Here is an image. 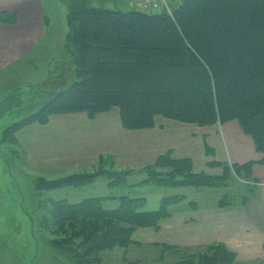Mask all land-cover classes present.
Returning a JSON list of instances; mask_svg holds the SVG:
<instances>
[{"label": "trees", "instance_id": "1", "mask_svg": "<svg viewBox=\"0 0 264 264\" xmlns=\"http://www.w3.org/2000/svg\"><path fill=\"white\" fill-rule=\"evenodd\" d=\"M66 2L74 78L9 124L0 135L1 143L18 142L20 129L47 124L55 114L86 112L95 117L117 107L122 125L130 130L154 127L157 116L198 126L238 120L256 150L264 152V0H183L171 12L157 13L114 10L91 5L90 0ZM16 17V12L4 11L0 21L15 22ZM8 100L1 101L0 114L18 104ZM206 145L207 153H214ZM101 161L96 171L39 177L36 189L41 193L81 186L104 174L123 177L143 170L147 177L139 185L216 187L228 184L234 175L250 182L255 163L213 160L209 165L221 166V174L196 172L193 159L175 157L173 149L139 170L115 168L112 156ZM258 162L264 163V158ZM184 198V194L165 196L156 210L144 209V196L128 194L120 197L116 208L105 207L107 197L102 196L78 202L53 200L39 226L50 231L53 245L67 251L74 264H101L103 251L132 244L137 227L158 226L172 214L171 205ZM231 203L221 199L219 205ZM16 218L5 217L6 236L20 235L13 228ZM33 240L36 244L34 232ZM235 256L216 242L199 261L174 264H234Z\"/></svg>", "mask_w": 264, "mask_h": 264}, {"label": "crops", "instance_id": "2", "mask_svg": "<svg viewBox=\"0 0 264 264\" xmlns=\"http://www.w3.org/2000/svg\"><path fill=\"white\" fill-rule=\"evenodd\" d=\"M112 1L115 4L124 3L131 7L150 9L144 8L141 0ZM168 1L170 4L168 11L171 12L179 0ZM35 3L36 1L30 0H0V14L4 11H14L17 14L15 22L0 21V85L4 84L13 89L24 86V91L27 92L25 98H29V104L39 103L40 106L44 98L48 99L53 95L64 86L65 81H72L74 74L71 70L70 75L69 73L66 75V65L63 62L59 66L49 67L46 64L47 61H40L44 59L42 57L48 56L43 49H38L42 48V38L46 37L43 35L45 32L43 25L47 23V15L41 13L40 9L33 5ZM38 56H41L39 60L36 59ZM50 88L53 92L48 93ZM13 89L10 92H13ZM1 96L6 98L10 94L5 92ZM113 108L95 117H90L86 112L52 115L47 124L33 123L23 127L17 132L18 142H7L5 145L8 146V152L12 150L11 146L23 147L31 160L32 142L24 133L28 126L40 124L49 127L58 116L79 114L80 120L91 122V124L96 123L97 130L91 133L89 138L90 133L86 132L83 138L78 135V139L67 140L66 148L61 150L62 155L59 153L57 162L55 161L59 165V170L78 169L73 172H79L94 169L98 164L100 165L101 158L104 156H112L117 169L139 170L140 168H136V165L144 163L142 161L145 160V151H158L157 147L165 143L167 146L159 154L173 149L175 157H190L193 159L196 172L203 170L210 174H221L223 171L221 166L209 165V162L213 160L229 163H245L254 160L252 180L256 182V185H260V189L264 188V163L258 162L264 158V152L256 150L252 136L243 131L238 120L224 124L198 126L172 119H159L160 117L157 116L154 127L130 130L122 125L119 110L117 113H112ZM138 130L147 131L141 135L134 133L135 136L130 133L139 132ZM176 138L180 139V144L184 142L187 147L177 148L178 146L168 141V139ZM134 140L145 142L142 145H135ZM77 141L79 143H74ZM206 144L214 149V153H207ZM69 153L72 155L68 156ZM159 154L153 158V162ZM184 195L187 196L186 193ZM261 197L264 204V189H261ZM185 199L188 198L171 205L172 214L162 219L158 227L137 228L133 234L135 241L133 244L171 243L177 247L191 248L213 242H225L238 253L241 259L240 264L264 263V222L259 220L257 214H255L256 217L253 216L249 207L247 208V203L234 202L220 206V200L217 204L203 207L194 200L183 203ZM261 207L264 211V205Z\"/></svg>", "mask_w": 264, "mask_h": 264}, {"label": "rangeland", "instance_id": "3", "mask_svg": "<svg viewBox=\"0 0 264 264\" xmlns=\"http://www.w3.org/2000/svg\"><path fill=\"white\" fill-rule=\"evenodd\" d=\"M30 1H36L33 5L40 9L41 13L43 12L47 15V23L43 25V30L45 31L43 35L46 37L45 39L42 38V48L38 49H43L45 51L44 53H47L48 56L42 57L44 59L40 61H47L48 63L46 64H48L49 67L55 65L59 66L63 62L66 65V75L68 73L70 75L71 70L75 73L74 54L67 44L68 6L66 0ZM182 1L183 0H179V2ZM179 2L177 1L175 4L178 5ZM90 4L114 10L126 11L137 9L149 13L161 12V9H141L138 7H131L124 3L115 4L112 0H90ZM40 57L41 56H38L36 59L39 60ZM8 75L10 76L11 74ZM25 82H27V80H25ZM65 84H68V80L64 82V85ZM2 85L4 84L0 85V96L5 92L10 94V96L12 93L14 94L16 92L17 95H14V98H6H9L8 102H13V104L16 99L18 104L0 114V135H2L3 130L9 124L31 113L39 106V103L29 104V98H25L27 92L24 91V86L23 88L18 87L13 89V87ZM12 89L14 91L10 92ZM51 92H53V89L50 88L48 93ZM6 98L1 96L0 100ZM46 100L45 97L44 102ZM1 103L2 102H0V110ZM2 107H4L3 110H5L8 106ZM117 111L118 108L115 107L112 113H117ZM78 115L79 114H65L58 116L55 118V122L49 127L40 124L28 126L24 133L32 142L31 160L23 147L11 146L12 150L8 152V146L5 145V142L1 143L0 140V264H18L16 262L17 260L19 264H26L27 262L30 264H74L67 251L53 245L50 231L45 227L39 226L41 220L49 214V208L53 200L67 199L71 202H78L85 198L102 196L107 197L104 203L105 207L116 208L121 204L120 197L128 194L131 196H144L146 198L144 209L156 210L161 206L163 197L186 193L188 199H185L183 203L194 200L203 207L217 204L221 199H227L238 203H243L245 200L247 208L249 207L248 209L254 214L253 216L257 214L259 220L264 222V211L261 207V205H264L261 197V189L264 188L261 187L260 189V185H256V182L252 180L248 182L249 179L245 178V176L238 175H234L226 185L216 187L186 186L179 188L155 184L139 185V183L147 177V173L143 170L132 172L128 176L123 177L120 175L115 177L104 174L92 182L81 186H65L39 193L36 189V182L39 177L56 179L78 170L69 169L70 171H62L58 169V163H55V161L57 162L58 154L60 153V155H62L61 150L66 148L65 144L67 140L71 138L78 139V135L83 138L86 132L90 133L88 135L89 138L91 133L97 130L98 126L95 125L96 123L91 124V122L80 120ZM158 117H160L159 119H167L162 116ZM138 131L139 132L130 133L133 136H135L134 133L141 135V133L143 134L147 130ZM222 133H224V131H222ZM168 141L174 146H178L177 148L187 147L184 142L180 144L181 141L179 138L175 140L168 139ZM144 142L145 141L142 140L139 142L134 140L135 145H142ZM74 143H79V141ZM76 146L79 147V145ZM166 146L165 143H162L157 147L158 151L146 150L145 160L142 161L144 163H141L142 165H136V168H141L152 163L154 160L153 158H156L157 154L163 152L162 150H164ZM67 155L69 156L72 154L69 153ZM61 166L63 167V164ZM96 169L97 168L88 169V171H96ZM250 183H254L255 185ZM18 207L21 210L20 212L17 210ZM260 211L263 212L260 213ZM8 214L13 217L17 216L16 219H18V221H15L16 224H14L13 228L16 232L19 231L20 235L10 232L9 236H6L7 229L5 217H7ZM30 216L34 217L33 223ZM158 226H139L137 228ZM136 229L132 233V239ZM33 232L37 240L36 244L33 240ZM213 243L191 248H181L171 243H163L161 245L137 243L133 245L130 244L127 247L117 246L102 252L101 264H174L181 260L188 259L199 261L200 255H204L208 247ZM217 243H223L227 246L225 242ZM6 245H9L11 248ZM35 247L36 252L33 255V249H35ZM227 247L236 253L234 264H240L241 259L238 253L229 246ZM21 259H25V261H21ZM259 264L264 263L260 262Z\"/></svg>", "mask_w": 264, "mask_h": 264}, {"label": "built area", "instance_id": "4", "mask_svg": "<svg viewBox=\"0 0 264 264\" xmlns=\"http://www.w3.org/2000/svg\"><path fill=\"white\" fill-rule=\"evenodd\" d=\"M141 4L144 8L161 9L166 11L170 9L168 0H141Z\"/></svg>", "mask_w": 264, "mask_h": 264}]
</instances>
